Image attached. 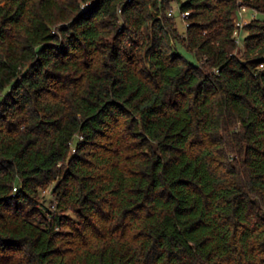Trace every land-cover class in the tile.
<instances>
[{
    "label": "trees",
    "instance_id": "16d2710c",
    "mask_svg": "<svg viewBox=\"0 0 264 264\" xmlns=\"http://www.w3.org/2000/svg\"><path fill=\"white\" fill-rule=\"evenodd\" d=\"M260 13L0 0V264H264Z\"/></svg>",
    "mask_w": 264,
    "mask_h": 264
},
{
    "label": "rangeland",
    "instance_id": "374dc122",
    "mask_svg": "<svg viewBox=\"0 0 264 264\" xmlns=\"http://www.w3.org/2000/svg\"><path fill=\"white\" fill-rule=\"evenodd\" d=\"M246 12V11H245ZM252 13V15H251ZM175 15L177 16V19H178V23H179V28L181 30H184L185 28V23L183 22V20L181 19V15H180V11H179V8L177 7V10H176V13ZM253 15H255V12H250L248 11L247 13H245V20L246 21H250V19L253 17ZM259 18H264V14H259ZM240 47L241 48H244L245 47V44L243 42V40H241L240 42ZM189 59L191 60H194L190 55H186Z\"/></svg>",
    "mask_w": 264,
    "mask_h": 264
},
{
    "label": "built area",
    "instance_id": "2783aa9c",
    "mask_svg": "<svg viewBox=\"0 0 264 264\" xmlns=\"http://www.w3.org/2000/svg\"><path fill=\"white\" fill-rule=\"evenodd\" d=\"M245 11H247V7L243 6L241 11L239 12L240 18L237 19V22H236V24L238 26H242L243 24L248 23V21L245 20V16H244ZM175 12H176V9H172V10H170L169 15H174ZM189 14H190L189 11H185V12L181 13V16L186 18L189 16ZM253 17H254V15H253Z\"/></svg>",
    "mask_w": 264,
    "mask_h": 264
}]
</instances>
